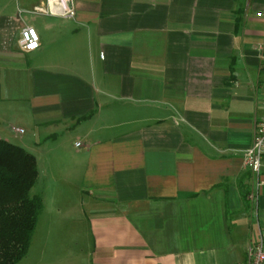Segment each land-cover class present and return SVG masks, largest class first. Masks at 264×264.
<instances>
[{
	"label": "crops",
	"instance_id": "0c3cea01",
	"mask_svg": "<svg viewBox=\"0 0 264 264\" xmlns=\"http://www.w3.org/2000/svg\"><path fill=\"white\" fill-rule=\"evenodd\" d=\"M73 4L0 0V139L56 189L41 188L37 227L87 232L86 264H249L264 241V184L243 164L264 113V0ZM25 25L39 48H22Z\"/></svg>",
	"mask_w": 264,
	"mask_h": 264
},
{
	"label": "trees",
	"instance_id": "16d2710c",
	"mask_svg": "<svg viewBox=\"0 0 264 264\" xmlns=\"http://www.w3.org/2000/svg\"><path fill=\"white\" fill-rule=\"evenodd\" d=\"M39 177L35 155L0 139V264H16L28 253L44 208L31 195Z\"/></svg>",
	"mask_w": 264,
	"mask_h": 264
},
{
	"label": "rangeland",
	"instance_id": "374dc122",
	"mask_svg": "<svg viewBox=\"0 0 264 264\" xmlns=\"http://www.w3.org/2000/svg\"><path fill=\"white\" fill-rule=\"evenodd\" d=\"M68 147L74 145V140L67 141ZM65 168V167H64ZM51 173V167H49ZM56 173L58 175L59 173ZM52 173L47 179L44 171L41 168V174L37 183L31 190V195L40 194L41 188L45 191L48 197L52 191H56L54 182H52ZM61 181V178L59 179ZM50 182V184H48ZM69 181H67L68 183ZM61 186L65 196L72 197L73 189L71 186ZM47 186V188H46ZM41 195V194H40ZM63 195V196H64ZM45 219L40 220V226L36 228L32 238L31 246L27 255L16 264H86L85 251L83 249L91 244V237L86 233L78 234V229L71 225L73 222L66 221L65 227L60 230H55L54 227L46 229L47 223ZM80 228V227H79Z\"/></svg>",
	"mask_w": 264,
	"mask_h": 264
},
{
	"label": "built area",
	"instance_id": "2783aa9c",
	"mask_svg": "<svg viewBox=\"0 0 264 264\" xmlns=\"http://www.w3.org/2000/svg\"><path fill=\"white\" fill-rule=\"evenodd\" d=\"M47 9L40 6L37 7L38 11H46L51 13L60 14L66 17H73L75 15V7L73 0H46ZM21 46L24 50L30 51L39 48L40 36L37 30L31 25H25L21 29ZM258 53L260 59L264 64V43L258 46ZM264 108V99H263ZM23 132V129H19ZM81 143L78 142L76 145L79 146ZM244 167L249 169L252 174L257 178L256 186L259 187L264 184V180L260 179V176L264 174V113L260 117L253 144L244 151L243 159ZM258 197V193L252 190L248 193V198L255 201ZM249 264H264V241L263 239L257 240L249 248Z\"/></svg>",
	"mask_w": 264,
	"mask_h": 264
}]
</instances>
